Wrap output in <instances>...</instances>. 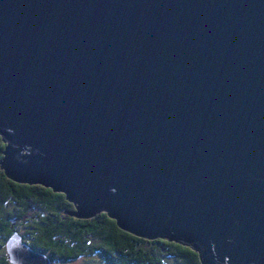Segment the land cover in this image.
<instances>
[{"label": "water", "instance_id": "95a60500", "mask_svg": "<svg viewBox=\"0 0 264 264\" xmlns=\"http://www.w3.org/2000/svg\"><path fill=\"white\" fill-rule=\"evenodd\" d=\"M0 135L77 218L264 264V0H0Z\"/></svg>", "mask_w": 264, "mask_h": 264}, {"label": "trees", "instance_id": "16d2710c", "mask_svg": "<svg viewBox=\"0 0 264 264\" xmlns=\"http://www.w3.org/2000/svg\"><path fill=\"white\" fill-rule=\"evenodd\" d=\"M6 144L0 135V161ZM74 203L42 185L11 180L0 166V264H12L7 242L22 225L35 251L54 263L83 256L102 257L105 264H202L199 253L162 238L149 240L121 229L107 213L92 219L71 214Z\"/></svg>", "mask_w": 264, "mask_h": 264}, {"label": "rangeland", "instance_id": "374dc122", "mask_svg": "<svg viewBox=\"0 0 264 264\" xmlns=\"http://www.w3.org/2000/svg\"><path fill=\"white\" fill-rule=\"evenodd\" d=\"M17 228H18L17 230L20 232L23 239H25V241L30 242L31 239H30L29 235H27L26 229H24L22 225L18 226ZM3 253H4V251L0 249V258H1ZM54 264H105V263H104L102 257L83 256V257H79L78 259L71 260L68 262L54 263Z\"/></svg>", "mask_w": 264, "mask_h": 264}]
</instances>
